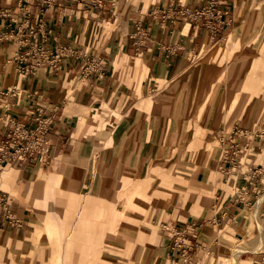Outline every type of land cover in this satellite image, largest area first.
Segmentation results:
<instances>
[{
    "label": "rangeland",
    "instance_id": "obj_1",
    "mask_svg": "<svg viewBox=\"0 0 264 264\" xmlns=\"http://www.w3.org/2000/svg\"><path fill=\"white\" fill-rule=\"evenodd\" d=\"M178 1L187 4L191 0H174L175 3ZM223 1L231 8L233 22L222 41L210 40L206 36L199 51H188L184 57H179L149 87L146 84L150 76L146 74L144 79H135L134 68L132 70L135 64L127 63L124 83L130 87L131 98L124 107L118 108L119 100L116 107L102 103L100 109L86 110L85 113V122L96 132L94 144L101 148L87 156L83 169L70 166L64 173H60L62 168L45 167L43 170L47 174L54 173L43 184L45 193L64 186L66 191L80 192L82 196L89 193L103 197L85 199L77 227L70 232L61 231L58 237L65 240L66 250L76 238L87 239V228L98 224V232L101 231L103 236L94 254L97 264H158L160 251L156 231L172 222L182 228L195 221L201 223L205 211L214 207L211 191L220 190L222 193L223 189H229L228 185H218L214 180L221 176L218 166L222 162L230 161L232 165V153L240 150L242 139L245 140L239 156L242 168L249 169L250 163L256 166L264 185V140L260 139L261 134L264 136V0ZM157 2L118 0L114 18L99 20L96 24L101 34L106 35L122 18L127 19L132 12L144 13L148 5ZM230 33L234 34L236 41L224 59L225 70L216 71L217 63H203V58L213 46L224 47ZM143 66L139 64V68ZM199 85L203 88L196 102ZM138 89L143 90L141 94ZM165 91L158 110L151 112L150 107L144 106L146 100ZM122 94L120 91L118 97ZM200 105L207 106L199 119ZM216 111L219 112L218 118ZM94 114L100 117L95 118ZM102 120L108 121V125L103 126ZM112 130H115L113 135ZM170 134L172 141L163 142ZM158 148L160 153L155 152ZM125 150L127 158L123 161L121 157ZM168 153L169 160L166 159ZM57 174L62 183L67 182L47 188ZM230 179L231 186L236 183L240 187L243 175L234 171ZM0 188L16 196L3 184ZM233 191L229 189L230 194ZM263 198L264 195L255 210ZM47 203L45 199L43 206L46 207ZM76 203L75 196L66 201L63 215L67 219ZM34 210L42 212L43 208L34 207ZM253 228L252 222L250 230ZM47 229L46 225V235ZM222 231L218 234L213 228L215 234H212L211 241L219 235L220 244L228 246L229 252L220 251L211 243L208 248L202 246L193 252L191 263L182 260L181 264H234L247 246L245 241L234 244L232 230L226 221ZM35 233L39 236L41 232L37 230ZM241 235L243 239H249L250 231ZM257 244L264 248V231ZM61 262L62 258L58 256L53 264Z\"/></svg>",
    "mask_w": 264,
    "mask_h": 264
},
{
    "label": "crops",
    "instance_id": "obj_2",
    "mask_svg": "<svg viewBox=\"0 0 264 264\" xmlns=\"http://www.w3.org/2000/svg\"><path fill=\"white\" fill-rule=\"evenodd\" d=\"M220 1L226 4L223 0ZM97 2H100V5H97ZM115 2L118 0H87V6L70 4L65 9L54 7L46 15L45 42L51 51L55 52L59 47H69L86 54L87 58L92 57L96 60L97 69L91 74L82 71L84 60L67 57L62 60L59 72L50 66H44L34 76L23 78L16 73L13 61L14 52L20 50L17 43L15 40L0 41V117L8 115L23 119L28 118L30 113L37 116L39 106H42L44 110L41 115L53 119L49 136L51 162L48 166L35 165L34 161L29 159L20 165H6L0 171V184L16 193V196H13L0 188V191L10 195L14 214V221L0 219V264H53L58 256L62 258L61 264H97L94 254L103 236L101 231L98 232V224L94 228H87V239L73 240L68 250L65 240H59L58 236L61 231L70 232L77 227L85 199L97 200L103 197L89 193L82 196L80 192L66 191L64 186L55 188L52 193H45L43 184L48 182L49 175L54 173L47 174L43 170L45 167L62 168L60 173H64L70 166L83 169L87 156L101 148L94 144L96 132L85 122V113L86 110L92 112L100 109L102 103L116 107L119 100L121 104L118 108L124 107L131 98L130 87L124 83L127 63L135 64L132 65V70L134 68L137 80L142 70L139 64L148 68L150 79L146 87H149L154 84L153 80L160 79L179 57H184L188 51H199L206 41L204 31H195L191 23L177 17L179 6L186 3H175L174 0H158L157 3L148 5L144 13L132 12L127 19L122 18L112 32L101 34L96 22L114 18ZM207 2L208 0H191L186 5L200 7ZM156 7L161 8L159 14L154 13ZM89 8L92 9V17L87 16ZM5 9L13 20L21 23L16 0H9L7 3L0 0V32L11 24L10 18L2 16ZM34 12L35 9L32 8L31 14ZM30 23L33 21L30 20ZM133 33L138 35L134 36ZM77 79L80 80L76 81ZM11 87L18 88L16 96L5 92ZM120 91H123V94L118 97ZM134 92L135 89L132 94ZM4 131L0 120V139ZM114 133L115 130H112L111 134ZM244 143L245 140H240L239 156ZM239 156L235 158V163L232 160V165L230 161H224L218 166L221 176L216 177L214 181L218 185H228V188L234 191L231 194L227 191L229 189H223L222 193L220 190L211 191L214 194V207L205 211L201 223L194 222L197 225L196 238H187L190 246L198 247L197 250L192 249L191 256L200 247L208 248L211 243L215 244L216 249L229 252L228 246L220 244L219 235L211 241L212 234H215L213 228L218 234L222 233V225L226 221L232 230L234 244L245 241L247 246V249H242L234 264H264V248L258 247L257 244L260 233L264 231V198L255 210V205L264 195L262 176L251 163L249 169L244 170ZM251 169L256 170L257 174L249 177L248 171ZM234 171L243 175L240 187L236 183V186L233 183L231 186L230 174ZM8 177L11 182L6 185L5 179ZM36 180L42 182L34 188L33 183ZM66 182L63 181L62 184ZM70 196H75L77 203L71 211V217L67 219L63 212ZM45 199L48 201L46 207L43 206ZM34 207L43 208V211L38 212ZM252 222L254 228L250 230ZM181 229L178 223L172 222L168 223V227H162L161 231H156L155 239L160 251L158 264H181L183 259L172 247L175 236ZM37 230L41 232L39 236L35 233ZM249 231V239H243L241 233L246 234Z\"/></svg>",
    "mask_w": 264,
    "mask_h": 264
},
{
    "label": "built area",
    "instance_id": "obj_3",
    "mask_svg": "<svg viewBox=\"0 0 264 264\" xmlns=\"http://www.w3.org/2000/svg\"><path fill=\"white\" fill-rule=\"evenodd\" d=\"M6 3L9 0H4ZM21 23L11 18L7 9L2 11V16L10 18L11 24L0 32V41L15 40L20 50L14 52L13 61L16 73L25 78L34 76L42 67L50 66L56 72L61 69V63L64 58L74 57L81 59L82 71L91 74L96 71V60L82 54L80 51L71 50L69 47H59L52 52L45 42L46 15L54 7L67 8L70 4H81L87 6V0H16ZM100 5V2H97ZM32 8L35 9L31 14ZM87 16L91 15L92 9L89 8ZM161 8H154V13L159 14ZM33 15V17H31ZM176 15L179 19L189 22L193 25L195 31L208 32L210 37L219 42L223 40L227 29L233 22L231 8L229 5L222 4L220 0H208L204 6L195 7L191 5L179 6ZM30 20L33 23H30ZM88 20V18H87ZM88 22V21H87ZM14 24V25H12ZM137 36L138 33H133ZM23 48V49H21ZM18 88L11 87L6 89V93L16 96ZM44 107L39 106L37 116L30 113L29 117L17 119L13 116L4 115L0 117L5 131L0 139V171L6 165H20L32 159L35 165L48 166L51 162L50 133L53 125V119L50 116H42ZM264 140L261 134L260 139ZM240 150L233 152L232 160L235 163ZM249 177L257 174L256 170L248 171ZM0 219L14 221L13 202L10 195L0 191ZM196 223H190L175 236L172 245L173 250L186 263H191L192 249H198L190 246L187 242L188 237L196 238Z\"/></svg>",
    "mask_w": 264,
    "mask_h": 264
},
{
    "label": "bare ground",
    "instance_id": "obj_4",
    "mask_svg": "<svg viewBox=\"0 0 264 264\" xmlns=\"http://www.w3.org/2000/svg\"><path fill=\"white\" fill-rule=\"evenodd\" d=\"M205 35L206 36H208L209 37V39L211 40V37H210V34L208 33V32H206L205 33ZM235 41H236V38L234 37V34L233 33H230L228 36H227V42H226V45L224 46V47H221V46H217V45H215V46H213L211 49H210V51L207 53V55H206V57H204L203 58V63H212V61H214V62H216L217 64H216V68H215V70L216 71H221V70H225V67L223 66V63H224V59L225 58H227V56H228V53H229V51H230V49L232 48V46L234 45V43H235ZM136 65H138V61H136ZM226 69H228V67H226ZM148 68L146 67V66H143L142 67V70H141V72H140V76H139V80L140 79H144L145 78V76H146V74L148 73ZM205 74H206V71H205ZM192 76H194V74L192 75ZM152 79V78H151ZM148 83V82H147ZM203 88V85H199L198 86V88H197V92H196V95H195V97H196V102L198 101V98L200 97V94H201V90L200 89H202ZM212 88H214L213 86H212ZM143 91V90H142ZM142 91H140V89H138V92H139V94H141V92ZM167 93V91H165V92H162L161 94H157V95H155V96H153V97H151V98H149L148 100H146V102H144V106L145 107H150L149 109L151 110V112L152 111H154V110H158L159 108H160V105H159V103L160 102H162L161 100H162V98H163V95L164 94H166ZM143 94H144V92H143ZM189 98H187L186 100H188ZM207 105H200V107H199V113H198V118L200 119L201 118V115L203 114V108L204 107H206ZM209 110V109H208ZM105 113V112H104ZM107 114V113H106ZM206 114H208V112L207 113H205V115ZM218 114H219V112L218 111H216V114H215V116L218 118ZM93 117H95V118H98V117H100V115L99 114H94L93 115ZM102 119V118H101ZM108 121H106V120H102V125L103 126H105V125H108ZM164 129V128H163ZM81 130V129H80ZM88 131V130H87ZM93 131H95V129L93 130ZM148 133V132H147ZM163 137V136H162ZM166 137V136H165ZM172 138H173V136H172V134H170V136L165 140V139H163V142H171L172 141ZM109 146H111V143L109 144ZM160 149L158 148V149H155V152L156 153H160ZM169 154V153H168ZM167 154V157H166V159H170V154L168 155ZM158 155H160V154H158ZM157 156V155H156ZM127 158V151L125 150V152L123 153V156L121 157V160H123V161H125V159ZM129 158V157H128ZM130 159V158H129ZM142 166V165H141ZM109 171H110V169H109ZM108 171V173H110ZM180 173H182V172H180ZM128 174V173H127ZM131 174V173H130ZM183 174V173H182ZM110 176V175H109ZM128 176V175H127ZM51 182V184H48L47 185V188H49V189H52V188H54V186H56V185H61L62 184V180H61V176L60 175H56V176H54L53 177V179L52 180H50ZM10 182H11V178L10 177H8V178H6L5 179V184L6 185H9L10 184ZM42 181L41 180H36L34 183H33V185H34V188H37L38 186H39V184L41 183ZM109 182V181H108ZM191 187V186H190ZM231 187V186H230ZM192 188V187H191ZM43 189H44V186H43ZM111 189H112V187H111ZM164 190H166V191H168V189L167 188H163ZM194 189V188H193ZM114 189H112V191H113ZM44 191V190H43ZM229 191V190H228ZM115 192V191H114ZM113 192V193H114ZM191 193V192H190ZM194 194V193H193ZM194 197V196H193ZM209 202V201H208ZM55 237H57V235H56V233H55Z\"/></svg>",
    "mask_w": 264,
    "mask_h": 264
}]
</instances>
